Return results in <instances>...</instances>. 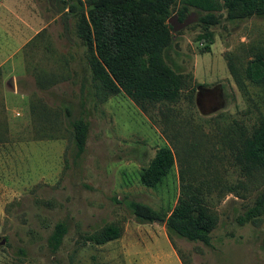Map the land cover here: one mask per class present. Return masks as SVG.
<instances>
[{
	"label": "rangeland",
	"instance_id": "rangeland-1",
	"mask_svg": "<svg viewBox=\"0 0 264 264\" xmlns=\"http://www.w3.org/2000/svg\"><path fill=\"white\" fill-rule=\"evenodd\" d=\"M32 1L47 24L22 48L14 72L0 69V101L13 79L23 104L0 141V264H264V217L259 224L236 219L262 184L242 175L233 145L234 130L264 114L260 85L243 76L254 51H264V18L229 20L223 8L211 40L199 37L196 8L185 12L193 20L183 27L174 30L167 19L165 56L187 74V85L176 102L143 110L123 91H97L76 0ZM182 4L175 0L171 15ZM72 119L86 128L81 151ZM162 145L175 162L157 186H147L140 173ZM181 169L195 173L218 215L210 244L170 237L164 221L137 222L129 209L132 199L168 214ZM57 223L64 226L58 242ZM108 223L121 226L119 237L87 238Z\"/></svg>",
	"mask_w": 264,
	"mask_h": 264
},
{
	"label": "trees",
	"instance_id": "trees-1",
	"mask_svg": "<svg viewBox=\"0 0 264 264\" xmlns=\"http://www.w3.org/2000/svg\"><path fill=\"white\" fill-rule=\"evenodd\" d=\"M76 1L82 12L79 25L85 30L89 44L88 62L92 80L99 93L111 95L123 91L143 110L155 105L167 106L178 100L187 85L188 76L179 64L168 61L165 56L171 41L170 25L166 20L172 14L171 5L175 0H87V15L84 0ZM182 3L178 19L184 18L189 7L198 9V20L204 30L199 37L209 40L212 38L209 27L219 22L223 8H226L229 20L250 16L264 18V0H182ZM70 7L73 8V5ZM231 65L233 75L241 76L234 64ZM243 72V76L260 85L264 94L263 50L258 48L254 51L253 60ZM1 98L0 141L7 134L8 125L3 95ZM42 106L39 104V113L45 115L47 110ZM65 107L70 114V109ZM70 124L74 145L81 151L86 137L85 125L79 119H72ZM234 132L233 145L242 175L257 179L262 184L252 203L236 219L240 224L249 221L259 224L264 217V114L260 112L249 126L241 124ZM174 162L175 154L170 146L158 147L140 173V181L147 186H157ZM179 176L180 194L168 214H161L151 205L132 199L129 200V209L137 222L164 221L170 237L210 244L211 231L218 223V215L206 200L205 188L195 182V173L188 172L187 177L181 169ZM229 191L237 193L234 186ZM63 230V224L57 223L52 233L56 242ZM121 230L119 224L108 223L88 234L87 238L95 243H104L119 237Z\"/></svg>",
	"mask_w": 264,
	"mask_h": 264
},
{
	"label": "crops",
	"instance_id": "crops-1",
	"mask_svg": "<svg viewBox=\"0 0 264 264\" xmlns=\"http://www.w3.org/2000/svg\"><path fill=\"white\" fill-rule=\"evenodd\" d=\"M32 7V0H0V69L4 75L18 68L22 48L47 24L41 23ZM3 96L8 122L14 121L23 104L14 87L5 88Z\"/></svg>",
	"mask_w": 264,
	"mask_h": 264
},
{
	"label": "water",
	"instance_id": "water-1",
	"mask_svg": "<svg viewBox=\"0 0 264 264\" xmlns=\"http://www.w3.org/2000/svg\"><path fill=\"white\" fill-rule=\"evenodd\" d=\"M193 20V17L192 15H188L186 16L184 19L182 20H179L178 19V16L176 14H173L171 15L169 18H168V22L172 25V28L175 30L177 28H180V27H183L185 26L186 24H188L189 22H191ZM12 81V86L15 87L14 85V80L11 79Z\"/></svg>",
	"mask_w": 264,
	"mask_h": 264
}]
</instances>
